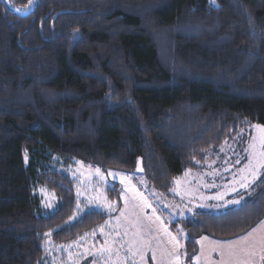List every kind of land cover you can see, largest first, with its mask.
<instances>
[{
  "label": "trees",
  "instance_id": "16d2710c",
  "mask_svg": "<svg viewBox=\"0 0 264 264\" xmlns=\"http://www.w3.org/2000/svg\"><path fill=\"white\" fill-rule=\"evenodd\" d=\"M33 13L0 0V264H40L47 232L71 242L109 217L93 209L68 222L76 180L44 164L52 155L103 170L141 163L167 194L197 161L264 125V0H37ZM38 182L59 196L50 214ZM241 195L180 219L185 264L202 236L234 239L264 219V169Z\"/></svg>",
  "mask_w": 264,
  "mask_h": 264
},
{
  "label": "rangeland",
  "instance_id": "374dc122",
  "mask_svg": "<svg viewBox=\"0 0 264 264\" xmlns=\"http://www.w3.org/2000/svg\"><path fill=\"white\" fill-rule=\"evenodd\" d=\"M257 126L264 128L263 124H251L206 160L197 161L198 167L177 177L167 194L153 189L141 163L132 172L103 170L81 159L52 155L44 164L66 171L76 180L78 203L68 222L93 209L103 210L109 217L71 242L57 243L53 231L47 232L40 264H185V231L180 219L198 210L240 204L244 199L241 193L261 176L264 132ZM115 182L120 188L119 201L108 194ZM36 192L42 199L43 214L58 208L60 199L52 188L38 182ZM137 192L151 207L145 206ZM199 243L195 264H264V219L240 237L224 240L204 235Z\"/></svg>",
  "mask_w": 264,
  "mask_h": 264
},
{
  "label": "flooded vegetation",
  "instance_id": "af4514ba",
  "mask_svg": "<svg viewBox=\"0 0 264 264\" xmlns=\"http://www.w3.org/2000/svg\"><path fill=\"white\" fill-rule=\"evenodd\" d=\"M1 1L3 2V0H1ZM36 1H37V0H34L32 11L29 13V15H25V16H20L18 13L12 11V10H11V9H10V8H9L4 2H3V4L5 5L6 9L9 10L10 12H12L13 14H15V15H17V16H19V17H26V16H29V19H30V18H32L33 14H34L33 12H34V9H35V3H36ZM8 2H9V4H10L11 6H13L14 8L20 9L21 12H24V11L28 10V7L30 6V0H28L27 5H26L25 7H22V8L16 7V6L13 5L9 0H8Z\"/></svg>",
  "mask_w": 264,
  "mask_h": 264
},
{
  "label": "snow or ice",
  "instance_id": "6c2138e0",
  "mask_svg": "<svg viewBox=\"0 0 264 264\" xmlns=\"http://www.w3.org/2000/svg\"><path fill=\"white\" fill-rule=\"evenodd\" d=\"M33 2V0H30V4ZM20 9H17V11H19ZM258 128H261V126H257ZM261 131L262 132H264V128H261ZM97 171L99 172V169H97ZM113 175L115 176V175H118V174H115V173H113ZM121 182L123 183L124 182V178H121ZM177 183H179V181H177ZM131 187V190L132 191H136V189H135V186L134 185H131L130 186ZM137 195L141 198V199H143L144 200V202H145V206L146 207H151V204H149L148 202H147V200L142 196V194H140V193H138L137 192ZM218 198H221L222 199V197H218ZM154 211V210H153ZM175 239V238H174ZM202 239H207V237H203ZM221 256L223 257V253L221 252ZM197 259H199V257H197Z\"/></svg>",
  "mask_w": 264,
  "mask_h": 264
},
{
  "label": "water",
  "instance_id": "95a60500",
  "mask_svg": "<svg viewBox=\"0 0 264 264\" xmlns=\"http://www.w3.org/2000/svg\"><path fill=\"white\" fill-rule=\"evenodd\" d=\"M3 2L14 12L18 13L20 16H25V15H29V13L32 11L33 9V3H34V0L33 2L30 4V6L28 7V10L24 11V12H21L20 10L17 11V8H14L13 6H11L8 2V0H3Z\"/></svg>",
  "mask_w": 264,
  "mask_h": 264
}]
</instances>
